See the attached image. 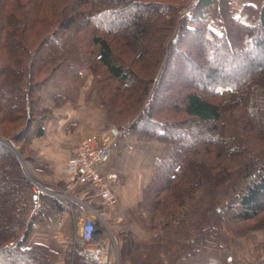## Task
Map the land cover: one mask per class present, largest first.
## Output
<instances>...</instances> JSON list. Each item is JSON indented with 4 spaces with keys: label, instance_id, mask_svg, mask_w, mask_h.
<instances>
[{
    "label": "trees",
    "instance_id": "1",
    "mask_svg": "<svg viewBox=\"0 0 264 264\" xmlns=\"http://www.w3.org/2000/svg\"><path fill=\"white\" fill-rule=\"evenodd\" d=\"M185 1L0 0L1 140L28 155L32 124L77 93L86 68L105 125L129 122L137 144L162 146L129 210L152 238L117 233L118 264H181L229 250L252 221L264 228V5L235 14L229 0H197L189 15L180 13ZM51 79L66 94L41 108ZM32 186L0 146V264L58 259L27 244L65 210ZM62 261L92 264L69 247Z\"/></svg>",
    "mask_w": 264,
    "mask_h": 264
},
{
    "label": "crops",
    "instance_id": "2",
    "mask_svg": "<svg viewBox=\"0 0 264 264\" xmlns=\"http://www.w3.org/2000/svg\"><path fill=\"white\" fill-rule=\"evenodd\" d=\"M229 2L235 14H240L242 7L247 4L255 7L264 5V0ZM89 76L88 70L84 68L81 71L83 83ZM64 94V86L53 79L46 81L39 91L40 107L51 108L53 97ZM53 112L52 117L32 124L24 148L32 159L29 163L31 169L42 178L40 185L54 191L58 186L66 187L71 179L70 173L67 172L70 148L77 139L93 136L106 145L110 152L107 169L117 174L118 201L114 208L109 209L102 206L97 194L89 188L78 187L69 190L71 209L64 204L65 210L60 220L52 221L46 228L56 234H36L31 243H41L55 249L58 254L55 264H64L59 244L65 243L64 237L68 235L71 221L69 216L71 215L73 220L76 219V223H80L82 216L90 211L99 215L104 226L130 232L135 242L146 241V234L133 221L128 211L138 204L142 190L149 184L154 170L153 162L159 155L161 146L154 142L137 144L128 130L107 127L104 109L95 92L87 84L82 85L76 94L69 96V100ZM98 234L99 231L96 232L94 241ZM263 242L264 237L259 233L251 239L239 238L227 251L208 250L181 264H259L264 261V249L254 251L256 254H253L252 247L262 245Z\"/></svg>",
    "mask_w": 264,
    "mask_h": 264
},
{
    "label": "built area",
    "instance_id": "3",
    "mask_svg": "<svg viewBox=\"0 0 264 264\" xmlns=\"http://www.w3.org/2000/svg\"><path fill=\"white\" fill-rule=\"evenodd\" d=\"M195 0L190 6L194 8ZM110 152L106 145L93 136L77 139L70 148L67 159V172L71 179L66 187L59 191L45 189L36 180H32V190L35 194H48L61 204L70 207L68 191L86 187L94 191L99 197L102 206L114 208L118 201L116 186L117 174L107 169ZM100 218L96 212L90 211L82 216L80 223H76L77 229L73 233L70 244L74 252L92 264H109L108 246L105 242H95L94 237L98 230ZM264 264V261L259 263Z\"/></svg>",
    "mask_w": 264,
    "mask_h": 264
},
{
    "label": "rangeland",
    "instance_id": "4",
    "mask_svg": "<svg viewBox=\"0 0 264 264\" xmlns=\"http://www.w3.org/2000/svg\"><path fill=\"white\" fill-rule=\"evenodd\" d=\"M194 1L195 0H186L185 1V6L181 9L180 13H187V14L191 15L192 10H190V6L192 5V3ZM89 75H90L89 76V79L86 80L84 83L82 81V84L80 85L79 89L82 87V85H86L87 84L88 87H90L91 90L95 92V90L93 88V85H92V78H91L90 72H89ZM59 85H61V84H59ZM61 86H63V85H61ZM95 94H96V92H95ZM223 95H224V98H227L228 97V93L227 92L223 93ZM101 106H102V104H101ZM104 112H105V110H104ZM128 126H129V122H125L124 123V129L126 130V127H128ZM150 143H152V142H150ZM154 143H156V142H154ZM140 145H143V144H140ZM0 146H2L4 149L8 150L10 153H13L15 155V157L19 160V162H20V164L22 166V169L24 170L25 174L30 179V181L31 180H36V181L39 182V181L42 180V178H40L38 175L34 174L33 170L31 169V166H30L28 160L26 159V157L28 156L27 154H20L18 152V150H17V147L14 146V145H12V144H10L6 140H1L0 139ZM58 189H63V187H61V186L59 187L58 186L57 188H55V191H59ZM128 213H129V211H128ZM69 218H70L71 221H70V225H69L68 235L66 237H64L65 238V243L59 244V247H60L59 250L61 251L62 254L64 253V250L66 248H68V247L71 248L72 251L74 252V248L71 246V244L69 243V241L71 240V237H72L73 233L77 229V226H76L77 224L75 223L76 219L73 220V217L71 215L69 216ZM249 224H250V226H249L250 227V230L245 235H242L240 237L235 238V240L236 239H239V238L251 239L252 237L255 236V234H258V233L259 234H262L263 237H264V228L263 229H260L259 228V227H262L263 224H259V221H257V220L252 221ZM99 226H100V228H98L99 234H98V237H97V239H96L95 242H105L107 244V246H108V260L110 262L109 264H118L117 263V249H116L117 242H118V237H117L116 234L119 233V232H122V231L125 232V233H129V234H130V232L125 231V230H119L118 231L117 227H115V228H111L110 227L109 228V226H104L101 221L99 223ZM140 229L143 230L141 227H140ZM39 233L46 234V235L48 234L49 236H52V233L53 234H56V232H50L46 228H42L41 226H37L36 228H34L33 232L29 235L28 240H27V244H31V241L36 238V234H39ZM144 233L146 234V236H147L148 239L146 241H140V242H150V240H151L152 237L148 233H146L145 231H144ZM131 238H132V236H131ZM43 239H45V238H43ZM235 240H234V242H235ZM261 249L263 250L262 247L259 248V245H256V246L252 247V253L254 251L259 252ZM253 254H256V253H253Z\"/></svg>",
    "mask_w": 264,
    "mask_h": 264
},
{
    "label": "water",
    "instance_id": "5",
    "mask_svg": "<svg viewBox=\"0 0 264 264\" xmlns=\"http://www.w3.org/2000/svg\"><path fill=\"white\" fill-rule=\"evenodd\" d=\"M20 239H21V237H20Z\"/></svg>",
    "mask_w": 264,
    "mask_h": 264
}]
</instances>
